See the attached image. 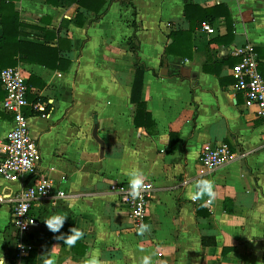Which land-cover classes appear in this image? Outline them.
Listing matches in <instances>:
<instances>
[{
	"label": "crops",
	"instance_id": "1",
	"mask_svg": "<svg viewBox=\"0 0 264 264\" xmlns=\"http://www.w3.org/2000/svg\"><path fill=\"white\" fill-rule=\"evenodd\" d=\"M106 1L98 13L68 0L18 5L20 39L34 46L32 59L21 55L17 66L29 76L24 112L43 156L36 176L51 177L55 193L67 194L32 208L40 224L29 263L81 264L95 251L106 264H140L153 253V264H264V120L235 92L232 76L240 62L233 51L247 43L258 50L264 76V0ZM188 5L226 6L232 39L221 11L210 21L215 35L196 26L185 55L169 54L172 34L193 24ZM138 60L148 68L141 94L148 115L140 117L131 100ZM12 127L13 116L0 110V133ZM223 142L233 160L200 174L203 145ZM127 168L142 170L155 186L142 223L149 233H139L141 224L110 190L128 180ZM201 179L214 182L211 203L191 199ZM30 180L0 176V194L14 195ZM54 210L69 212L60 233L42 219ZM12 214L11 203L1 202L4 264H14L17 250ZM70 227L84 232L73 247L57 239Z\"/></svg>",
	"mask_w": 264,
	"mask_h": 264
},
{
	"label": "built area",
	"instance_id": "2",
	"mask_svg": "<svg viewBox=\"0 0 264 264\" xmlns=\"http://www.w3.org/2000/svg\"><path fill=\"white\" fill-rule=\"evenodd\" d=\"M201 29L209 35L216 34V28L210 22H203ZM233 55L240 58L232 70L235 80L233 88L244 96L245 105L255 107L257 117L264 120V76L260 71L257 49L255 45L247 43L234 49ZM0 82L5 94L0 102V110L13 116V127L5 134L0 133V176L11 182L25 177L31 179L14 195L0 194V203L8 202L12 206V225L16 230L17 241L14 264H29L35 249V231L40 224L32 208L40 200L56 196L61 199L67 194L61 190L55 193L56 184L51 177L36 176L43 156L24 112L30 105L29 76L26 70L22 66L7 67L0 74ZM39 108L44 109L43 106ZM233 158L234 154L227 143H206L201 150L199 172H212L227 165ZM110 190L119 197L120 203L128 209L130 217L137 224L144 223L155 194L151 180L147 179V186L136 199L129 195L128 180L112 184Z\"/></svg>",
	"mask_w": 264,
	"mask_h": 264
},
{
	"label": "trees",
	"instance_id": "3",
	"mask_svg": "<svg viewBox=\"0 0 264 264\" xmlns=\"http://www.w3.org/2000/svg\"><path fill=\"white\" fill-rule=\"evenodd\" d=\"M75 3L79 7L87 10L100 12L103 6L107 3L106 0H68ZM132 1V0H129ZM20 0H0V20L3 27V36L0 40V74L7 67L17 66L21 60V55H24L25 60H31L33 55V45L22 41L20 38L22 36V28L24 27L23 22L20 20L21 13L18 8ZM46 2L51 6H58L61 0H46ZM221 11H225V18L228 26L229 37L233 36L234 26L233 21L230 16L229 11L226 6H216L210 9H203L201 7H193L188 5L186 8V15L193 23L189 31L173 33L174 47L169 48V54L185 55L182 53L184 48H186V41L192 43V37L196 30V26H201L203 22L211 21L221 15ZM192 14L195 15L196 19L192 18ZM178 37H183L180 42ZM180 51V52H174ZM182 49V50H181ZM258 52V50H257ZM259 55V54H258ZM260 61V58H259ZM260 63V62H259ZM260 67V65H259ZM261 68V67H260ZM261 70V69H260ZM148 71V68L138 60L136 65L135 82L132 89L131 100L133 103L138 104V116L140 114H145L146 105L141 101V94L144 85V75ZM4 91L0 82V100L4 98ZM146 119V117H144ZM29 264H32L30 262Z\"/></svg>",
	"mask_w": 264,
	"mask_h": 264
},
{
	"label": "clouds",
	"instance_id": "4",
	"mask_svg": "<svg viewBox=\"0 0 264 264\" xmlns=\"http://www.w3.org/2000/svg\"><path fill=\"white\" fill-rule=\"evenodd\" d=\"M125 175L128 178L129 195L132 199L138 198L142 191L147 186L148 177L146 174L138 168H127L125 169ZM195 193H191V199L197 200L202 197H208V203L214 201L217 197V190L214 182L208 179H201L197 181ZM57 199V196L53 198V201ZM69 216L68 211H64L62 214L58 211H52L48 215L44 216L43 222L46 224L47 228L53 233H60L61 229L64 227ZM140 234L149 233L151 231L150 226L147 224H141L138 229ZM70 234H61L57 237L59 240H63L64 244L69 247L75 246L78 240L84 236L83 230L78 227H70ZM46 252L45 254H51ZM153 254L145 255L142 257L140 264H153L152 256ZM0 264H4V261H0ZM49 264H52L50 261ZM66 264V262H65ZM81 264H106V261L101 258L98 252H92L87 256L86 259L81 261Z\"/></svg>",
	"mask_w": 264,
	"mask_h": 264
},
{
	"label": "water",
	"instance_id": "5",
	"mask_svg": "<svg viewBox=\"0 0 264 264\" xmlns=\"http://www.w3.org/2000/svg\"><path fill=\"white\" fill-rule=\"evenodd\" d=\"M98 124L96 123V126H95V131H94V136H95V138L99 141V143L101 144V150H102V153L104 152V148H105V145H104V143L98 138V136H97V130H98Z\"/></svg>",
	"mask_w": 264,
	"mask_h": 264
}]
</instances>
